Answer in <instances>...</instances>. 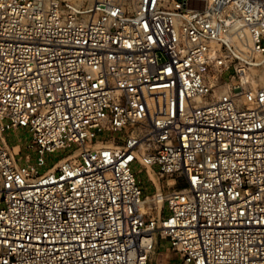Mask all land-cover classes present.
Returning <instances> with one entry per match:
<instances>
[{
	"label": "built area",
	"instance_id": "2783aa9c",
	"mask_svg": "<svg viewBox=\"0 0 264 264\" xmlns=\"http://www.w3.org/2000/svg\"><path fill=\"white\" fill-rule=\"evenodd\" d=\"M263 72L264 0H0V264H264Z\"/></svg>",
	"mask_w": 264,
	"mask_h": 264
},
{
	"label": "rangeland",
	"instance_id": "374dc122",
	"mask_svg": "<svg viewBox=\"0 0 264 264\" xmlns=\"http://www.w3.org/2000/svg\"><path fill=\"white\" fill-rule=\"evenodd\" d=\"M66 154L64 152H59L56 154V160L57 159H60L62 157H64ZM136 170L138 171V168H136ZM143 181H144V186L146 188V191L151 194L152 193V190L151 188L149 187V182H148V178L145 174H142L140 176ZM180 184H177V185H170L171 189H174V188H179ZM166 190L168 191V188H166ZM177 262V259L175 258V255L173 253L170 252V245L167 241H163L161 244H160V248L159 250L156 252L155 255H153L152 257V264H175Z\"/></svg>",
	"mask_w": 264,
	"mask_h": 264
},
{
	"label": "bare ground",
	"instance_id": "6f19581e",
	"mask_svg": "<svg viewBox=\"0 0 264 264\" xmlns=\"http://www.w3.org/2000/svg\"><path fill=\"white\" fill-rule=\"evenodd\" d=\"M259 82L260 84H264V72L261 74Z\"/></svg>",
	"mask_w": 264,
	"mask_h": 264
}]
</instances>
